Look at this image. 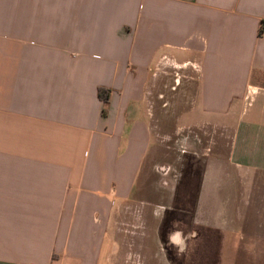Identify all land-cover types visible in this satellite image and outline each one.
Instances as JSON below:
<instances>
[{"label": "crops", "instance_id": "0c3cea01", "mask_svg": "<svg viewBox=\"0 0 264 264\" xmlns=\"http://www.w3.org/2000/svg\"><path fill=\"white\" fill-rule=\"evenodd\" d=\"M263 21L264 0H0V264H177L169 242L199 264L200 228L264 264ZM165 69L193 79L172 131L228 129L239 188L210 158L195 187L169 173Z\"/></svg>", "mask_w": 264, "mask_h": 264}, {"label": "rangeland", "instance_id": "374dc122", "mask_svg": "<svg viewBox=\"0 0 264 264\" xmlns=\"http://www.w3.org/2000/svg\"><path fill=\"white\" fill-rule=\"evenodd\" d=\"M160 78H162V76ZM174 78L178 79V83L176 85ZM192 80V78L186 79L173 74L171 69H165V76L162 78V82H158L150 94L151 98L154 100V105L156 106L155 119H153V129L155 127V130H157L156 133H160L162 135L163 144H166L165 148L168 152L167 165L169 173L176 174L179 171V174H181V171H185L184 174L188 176L183 174L180 176V179H183L184 182H188L189 185L195 187L197 179L189 169L194 168V166L198 167L199 165H201L202 169L203 165L206 164L207 159L210 158L213 162L212 166L215 167V169L214 167L212 168V175L216 177L219 176V173H229L228 177L230 178L229 181L231 182L232 187L239 188L241 184V180L238 178L240 177L239 173L242 172V174H244V172L240 171L225 159L227 157L228 141L230 136L228 129L217 126L215 128L206 127L203 132L195 128L194 130H184L182 133L186 134V139H189V143L187 141L183 144L185 152L180 150L181 143L177 145L175 142L179 138V135L182 134L181 131L178 132V134L172 131L175 123H177L175 116L179 110L190 104L191 94H187V92L189 93L191 87L193 86ZM165 83H172L176 88L171 89L168 85L166 86ZM185 90L187 92H185ZM158 92H162V97H157ZM187 120L188 118L185 117V119L181 121L186 124L188 123ZM177 156H180V159ZM176 158H178L177 161L181 160L178 168L172 164ZM196 161L198 163H196ZM189 163L192 165H189ZM213 181L220 185L225 182L223 179H216ZM258 181L262 182L264 180L260 179ZM222 187L223 186L219 187V189L221 190ZM177 190L182 197L185 190L184 186H181V188ZM233 190H235V188ZM164 220H167V217ZM162 223L164 222L162 221ZM161 226H163V224ZM169 229L171 231L173 227H169ZM232 233L233 232L225 233L222 230L209 231L207 229L200 228L198 232V236H200L199 264H260L262 262L260 259L251 260L239 258V243L235 242ZM212 237H214L215 240H212ZM237 237L238 235L236 234V239H238ZM227 245L230 251L225 250ZM166 251L168 252V256L170 257L172 263L193 264L192 262L194 261V264H196L197 262L195 257L192 258L196 254L195 249L194 254L192 251H184L185 256L183 258L181 251H177L175 244L169 242L166 245Z\"/></svg>", "mask_w": 264, "mask_h": 264}, {"label": "trees", "instance_id": "16d2710c", "mask_svg": "<svg viewBox=\"0 0 264 264\" xmlns=\"http://www.w3.org/2000/svg\"><path fill=\"white\" fill-rule=\"evenodd\" d=\"M263 24H264V21L262 22ZM97 95H98V97L103 101V102H105L106 101V99H107V93H106V90H104V89H98L97 90ZM191 161V160H190ZM192 162V161H191ZM193 163V162H192ZM196 163H198L197 161H196ZM189 165H192L191 163H189ZM200 166V167H199ZM198 167H195L194 166V168H191V169H189L191 172H192V174L196 177V179L197 180H199L200 179V175H201V165H199ZM189 170H187V171H189ZM194 198H195V194H194ZM169 260H171L170 259V257H169Z\"/></svg>", "mask_w": 264, "mask_h": 264}, {"label": "built area", "instance_id": "2783aa9c", "mask_svg": "<svg viewBox=\"0 0 264 264\" xmlns=\"http://www.w3.org/2000/svg\"><path fill=\"white\" fill-rule=\"evenodd\" d=\"M258 31H259V34L264 35V24L263 23H261Z\"/></svg>", "mask_w": 264, "mask_h": 264}]
</instances>
